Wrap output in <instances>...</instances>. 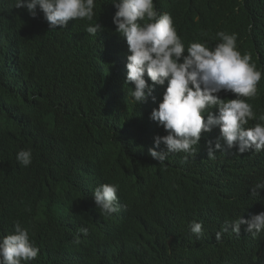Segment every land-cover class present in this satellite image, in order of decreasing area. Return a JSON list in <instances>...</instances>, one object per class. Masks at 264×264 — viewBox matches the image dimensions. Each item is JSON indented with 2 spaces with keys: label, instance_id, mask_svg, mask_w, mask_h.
Wrapping results in <instances>:
<instances>
[{
  "label": "trees",
  "instance_id": "trees-1",
  "mask_svg": "<svg viewBox=\"0 0 264 264\" xmlns=\"http://www.w3.org/2000/svg\"><path fill=\"white\" fill-rule=\"evenodd\" d=\"M96 5L92 21L49 29L39 10L33 18L0 0V235L16 221L27 227L40 249L29 264H262L231 230L216 239L217 224L234 219L227 195L234 206L241 185L208 158L210 133L187 161L182 152L163 163L149 155L154 137L167 134L150 119L161 99H132L116 9L110 0ZM154 7L172 15L186 46L214 47L218 32L236 33L238 49L264 73V0H154ZM96 21L104 27L95 37L86 27ZM165 87L154 88L161 98ZM250 100L253 126L264 94ZM27 148L33 161L24 167L16 153ZM103 183L119 185L123 207L112 216L92 196ZM193 221H203L199 237L189 231Z\"/></svg>",
  "mask_w": 264,
  "mask_h": 264
},
{
  "label": "clouds",
  "instance_id": "clouds-1",
  "mask_svg": "<svg viewBox=\"0 0 264 264\" xmlns=\"http://www.w3.org/2000/svg\"><path fill=\"white\" fill-rule=\"evenodd\" d=\"M110 3L116 9L112 18L115 31L128 45L126 83L134 85L130 92L132 99L137 105L149 97L155 102V86L166 85L150 119L167 134L154 137L149 155L163 163L169 154L182 152L187 161L203 147L205 132L214 128L218 132L219 128L220 135L215 141L210 140L211 133L207 137L208 158L214 159L218 150L223 151L222 159L213 161L234 176L241 189L234 206L228 204L230 196L227 195L225 204L234 210V219L217 224L222 228L216 232V239L220 240L223 232L231 230L234 238L241 241L242 233V241L246 245V237L249 239V247L264 264V115L259 117L260 122L246 127L250 120L256 119L248 100L259 91L264 94L261 80L264 73L252 62L250 54H242L238 49L236 33L218 32L220 42L214 47H209L207 41L186 46L177 33L172 15L158 14L154 0H110ZM96 6V0H14L15 8L26 9L33 18L38 10L42 12L49 29L67 28L70 20L92 21ZM103 27L97 21L89 23L86 32L96 37ZM161 143L166 150L157 151ZM226 149L234 153L237 150L242 153L241 158L230 160ZM16 160L21 166L31 165L32 149L19 150ZM118 192L119 185L115 183L94 188V203L102 215L111 216L119 211ZM189 231L201 236L203 221H193ZM78 232L86 236L89 229L83 226ZM75 242L79 243L78 237ZM39 252L29 229L19 221L14 223L12 233L0 235V264L33 263L39 258Z\"/></svg>",
  "mask_w": 264,
  "mask_h": 264
},
{
  "label": "water",
  "instance_id": "water-1",
  "mask_svg": "<svg viewBox=\"0 0 264 264\" xmlns=\"http://www.w3.org/2000/svg\"><path fill=\"white\" fill-rule=\"evenodd\" d=\"M263 73V72H262ZM261 80H263L264 81V74H262V77H261ZM263 84H264V82H263ZM259 84H257V86H258ZM158 90H154V92H153V95H155L156 96V101L157 100H160V99H162L160 96H159V94H158ZM221 97H222V95H221ZM252 99V98H251ZM151 100H152V98H151ZM153 101V100H152ZM154 102V101H153ZM248 102L250 103V104H252V100H248ZM246 127H251V125L250 124H248V125H246ZM218 128V127H217ZM218 130V132H216V131H214V132H212V134H211V138L212 139H210V140H212V141H215V139L217 138V136L218 135H220V130H219V128L217 129ZM206 134H209L210 132H205ZM218 133V134H217ZM208 142V141H207ZM207 142H206V145H207ZM222 144H223V141H222ZM225 152H226V156L230 159V160H233L235 157H240L241 158V156H242V153H239L237 150H236V152L234 153L231 149H226L225 150ZM222 157H223V151H217V153L215 154V158L214 159H212V160H217V161H220L221 159H222ZM122 207L123 206H121V205H119V211H117L116 213H114V214H112V215H115V214H117V213H119L121 210H122ZM111 215V216H112ZM240 240H242V233H240ZM237 241V240H236ZM246 241H247V244H246V246H250V243H249V239L246 237Z\"/></svg>",
  "mask_w": 264,
  "mask_h": 264
},
{
  "label": "bare ground",
  "instance_id": "bare-ground-1",
  "mask_svg": "<svg viewBox=\"0 0 264 264\" xmlns=\"http://www.w3.org/2000/svg\"><path fill=\"white\" fill-rule=\"evenodd\" d=\"M152 104V103H151ZM211 134H212V132H210ZM207 192H208V189H207ZM255 205H258V203H254ZM255 214H257V213H255ZM248 215H249V218L251 217V212H250V210L248 211ZM181 250V249H180ZM185 250V249H184ZM262 250L264 251V247L262 248ZM184 252V251H183ZM193 253V252H192ZM188 256V255H187ZM183 257V256H182ZM181 257V258H182ZM186 262V261H185ZM178 263V262H177ZM181 263V262H180ZM182 264V263H181Z\"/></svg>",
  "mask_w": 264,
  "mask_h": 264
}]
</instances>
